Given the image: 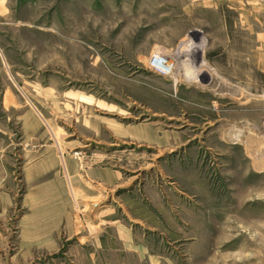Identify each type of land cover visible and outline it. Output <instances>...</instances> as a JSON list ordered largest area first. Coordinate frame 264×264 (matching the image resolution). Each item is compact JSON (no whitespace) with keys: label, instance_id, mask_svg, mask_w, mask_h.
<instances>
[{"label":"rangeland","instance_id":"obj_1","mask_svg":"<svg viewBox=\"0 0 264 264\" xmlns=\"http://www.w3.org/2000/svg\"><path fill=\"white\" fill-rule=\"evenodd\" d=\"M0 264H264V0H0Z\"/></svg>","mask_w":264,"mask_h":264},{"label":"crops","instance_id":"obj_2","mask_svg":"<svg viewBox=\"0 0 264 264\" xmlns=\"http://www.w3.org/2000/svg\"><path fill=\"white\" fill-rule=\"evenodd\" d=\"M37 122V121H36ZM35 124H37V123H35ZM102 177H104V179H107V180H110V179H112V177H111V175H110V173H107V176L103 173L102 174ZM110 178V179H109ZM114 178H116L115 176H114ZM45 235H50V233H49V231L47 232V233H45ZM81 244V243H80ZM79 250V249H78Z\"/></svg>","mask_w":264,"mask_h":264},{"label":"built area","instance_id":"obj_3","mask_svg":"<svg viewBox=\"0 0 264 264\" xmlns=\"http://www.w3.org/2000/svg\"><path fill=\"white\" fill-rule=\"evenodd\" d=\"M153 57H154V56H153ZM153 57H152V59H153ZM152 61H153V60H152ZM149 66L152 67V69H154V70H157V71H159V72L164 73V72L161 70L160 67L153 65L152 62H151V64H150Z\"/></svg>","mask_w":264,"mask_h":264},{"label":"bare ground","instance_id":"obj_4","mask_svg":"<svg viewBox=\"0 0 264 264\" xmlns=\"http://www.w3.org/2000/svg\"><path fill=\"white\" fill-rule=\"evenodd\" d=\"M166 72H169V73H171V71H166ZM166 72H164V74H165Z\"/></svg>","mask_w":264,"mask_h":264}]
</instances>
